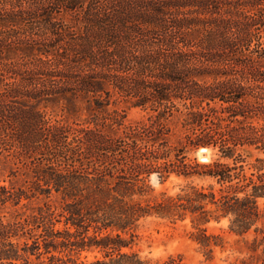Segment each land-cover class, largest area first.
Wrapping results in <instances>:
<instances>
[{"label":"trees","instance_id":"1","mask_svg":"<svg viewBox=\"0 0 264 264\" xmlns=\"http://www.w3.org/2000/svg\"><path fill=\"white\" fill-rule=\"evenodd\" d=\"M120 102L153 114L125 124ZM50 105L90 122L47 118ZM175 114L184 133L170 146ZM199 148L217 158L188 161ZM251 149L264 153V0H0V150L22 177L0 185V207L39 201L0 218V264H149L125 251L148 218L188 219L208 258L225 244L208 226L226 220L243 245L227 264H264ZM153 174L187 183L145 199Z\"/></svg>","mask_w":264,"mask_h":264},{"label":"rangeland","instance_id":"2","mask_svg":"<svg viewBox=\"0 0 264 264\" xmlns=\"http://www.w3.org/2000/svg\"><path fill=\"white\" fill-rule=\"evenodd\" d=\"M118 111H124L125 124H134L139 121L146 122L147 117L152 112L148 110L144 111L140 108L132 107L128 103L120 102L114 107ZM47 118L52 120H67L70 122L80 123L86 125L90 122V113L82 107L78 114L68 115L64 113L59 106H47L40 108ZM184 113L185 110L181 108ZM181 114H175L172 118L166 121L167 127L170 129L169 145L176 146L180 139L183 137L184 131L181 129L182 122ZM198 150L190 151L186 154L188 161L196 160L198 163H209L217 158L215 152L212 150H206L203 157H206V161H201V156ZM245 157L246 168L263 167L264 168V153L257 152L253 149L250 150V154L242 153ZM259 159L260 162H256ZM20 164L17 163L12 157L7 156V153L0 150V185L7 188L14 187L15 189L22 186V177ZM248 170V169H247ZM19 174V175H17ZM17 175V176H13ZM187 182L183 178L176 177L171 174L165 181H160L158 177L153 174L148 179V186L150 192L144 197L145 199H151L159 196L161 193L167 194L178 193L180 188ZM205 182L198 180L194 181V184L203 185ZM39 201H26L22 200L18 207H12L10 204H6L4 207H0V218L3 220H12L18 214H31V210H26L23 205H29L28 208H35ZM259 208L264 211V198L258 200ZM227 221L223 220L220 223H211L208 226V232L213 234H220L224 239V249H215L211 258L205 255L195 242L192 241L191 234L193 231L188 219L183 222L171 223L166 220H160L156 218H148L142 221L134 232L135 238L130 250L136 252L143 259L147 260L149 264H157L158 262L167 259L168 257H181L184 264H227L233 263L236 258L241 257L240 250H243V245L237 243L238 238L227 232ZM90 261L94 257H100L97 252L86 253L83 252L80 255V259ZM31 264H38L33 257H31ZM44 264H47V258H43ZM20 264V263H18Z\"/></svg>","mask_w":264,"mask_h":264},{"label":"bare ground","instance_id":"3","mask_svg":"<svg viewBox=\"0 0 264 264\" xmlns=\"http://www.w3.org/2000/svg\"><path fill=\"white\" fill-rule=\"evenodd\" d=\"M206 150L205 149H200L199 154L201 156V161H206V157H203L202 154H205Z\"/></svg>","mask_w":264,"mask_h":264},{"label":"water","instance_id":"4","mask_svg":"<svg viewBox=\"0 0 264 264\" xmlns=\"http://www.w3.org/2000/svg\"><path fill=\"white\" fill-rule=\"evenodd\" d=\"M203 149V148H202Z\"/></svg>","mask_w":264,"mask_h":264}]
</instances>
